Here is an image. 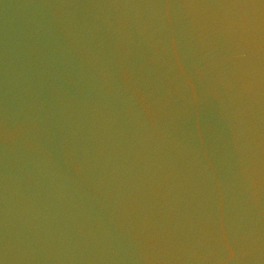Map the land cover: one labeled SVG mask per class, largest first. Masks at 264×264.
Segmentation results:
<instances>
[{
    "label": "water",
    "instance_id": "95a60500",
    "mask_svg": "<svg viewBox=\"0 0 264 264\" xmlns=\"http://www.w3.org/2000/svg\"><path fill=\"white\" fill-rule=\"evenodd\" d=\"M0 264H264V0H0Z\"/></svg>",
    "mask_w": 264,
    "mask_h": 264
}]
</instances>
